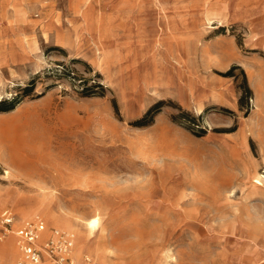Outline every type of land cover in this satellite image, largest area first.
<instances>
[{"label": "rangeland", "instance_id": "rangeland-1", "mask_svg": "<svg viewBox=\"0 0 264 264\" xmlns=\"http://www.w3.org/2000/svg\"><path fill=\"white\" fill-rule=\"evenodd\" d=\"M5 100L0 264L64 216L104 264H264V0H0Z\"/></svg>", "mask_w": 264, "mask_h": 264}, {"label": "built area", "instance_id": "built-area-1", "mask_svg": "<svg viewBox=\"0 0 264 264\" xmlns=\"http://www.w3.org/2000/svg\"><path fill=\"white\" fill-rule=\"evenodd\" d=\"M0 221L2 237L10 230L14 214L9 208L2 210ZM44 220L36 217L25 221L17 230L18 245L21 250V264H104L96 258L83 254L78 257L74 253L75 236L64 230L51 228L47 235ZM1 237V236H0Z\"/></svg>", "mask_w": 264, "mask_h": 264}, {"label": "bare ground", "instance_id": "bare-ground-1", "mask_svg": "<svg viewBox=\"0 0 264 264\" xmlns=\"http://www.w3.org/2000/svg\"><path fill=\"white\" fill-rule=\"evenodd\" d=\"M258 177L259 176H256V178H258ZM49 206H51V205H49ZM39 208L41 210H46L48 212V215H49L48 218L50 220H52L53 217H56V214L54 212H52L51 210H48L46 205L41 204L39 206ZM63 219H64V221H63L64 227H66L72 231L80 233L79 236L75 237L76 242H77L76 244H78V243L81 244V245L78 244L79 246L77 245L78 246V253L80 255H83L84 253L89 252L92 255H94L95 257L104 259L106 261H108V259H110L108 256L109 254H106L107 252L105 253L103 251L104 247L102 245H100V242L95 240L97 238V236H95V235H97L96 232H97V229L99 228V223H100L99 218L94 217V218L90 219L87 223L82 224V225H80L78 223H74L72 219H69L65 216L63 217ZM70 233H72V232H70ZM82 234H83V237L81 236ZM73 235L75 236V234H73Z\"/></svg>", "mask_w": 264, "mask_h": 264}, {"label": "trees", "instance_id": "trees-1", "mask_svg": "<svg viewBox=\"0 0 264 264\" xmlns=\"http://www.w3.org/2000/svg\"><path fill=\"white\" fill-rule=\"evenodd\" d=\"M29 87L25 88V91H29ZM85 95H90L89 92H85ZM15 101L12 102H8V101H1L0 103V109L1 110H8L9 108H11L13 106ZM158 105H153L151 108H149V110L145 113V115L139 120V123H143V122H147V120L149 119V117L155 115L157 113L158 110L157 109Z\"/></svg>", "mask_w": 264, "mask_h": 264}, {"label": "crops", "instance_id": "crops-1", "mask_svg": "<svg viewBox=\"0 0 264 264\" xmlns=\"http://www.w3.org/2000/svg\"><path fill=\"white\" fill-rule=\"evenodd\" d=\"M78 257H81V256H78Z\"/></svg>", "mask_w": 264, "mask_h": 264}]
</instances>
